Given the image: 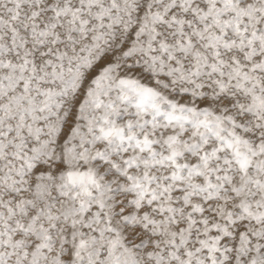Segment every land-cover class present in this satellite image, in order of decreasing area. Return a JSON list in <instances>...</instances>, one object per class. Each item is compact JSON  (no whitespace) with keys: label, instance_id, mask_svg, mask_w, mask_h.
<instances>
[{"label":"snow or ice","instance_id":"6c2138e0","mask_svg":"<svg viewBox=\"0 0 264 264\" xmlns=\"http://www.w3.org/2000/svg\"><path fill=\"white\" fill-rule=\"evenodd\" d=\"M0 264H264V0H0Z\"/></svg>","mask_w":264,"mask_h":264}]
</instances>
